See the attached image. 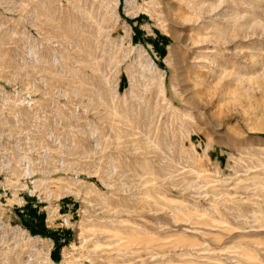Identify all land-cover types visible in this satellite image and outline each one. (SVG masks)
Segmentation results:
<instances>
[{
	"label": "rangeland",
	"instance_id": "rangeland-1",
	"mask_svg": "<svg viewBox=\"0 0 264 264\" xmlns=\"http://www.w3.org/2000/svg\"><path fill=\"white\" fill-rule=\"evenodd\" d=\"M0 264H264V0H0Z\"/></svg>",
	"mask_w": 264,
	"mask_h": 264
},
{
	"label": "bare ground",
	"instance_id": "bare-ground-1",
	"mask_svg": "<svg viewBox=\"0 0 264 264\" xmlns=\"http://www.w3.org/2000/svg\"><path fill=\"white\" fill-rule=\"evenodd\" d=\"M102 235V234H101Z\"/></svg>",
	"mask_w": 264,
	"mask_h": 264
}]
</instances>
